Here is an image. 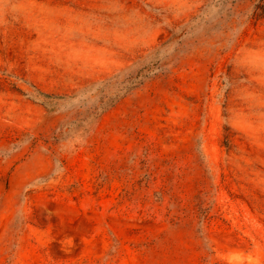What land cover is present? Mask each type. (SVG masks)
Listing matches in <instances>:
<instances>
[{
	"label": "rangeland",
	"instance_id": "374dc122",
	"mask_svg": "<svg viewBox=\"0 0 264 264\" xmlns=\"http://www.w3.org/2000/svg\"><path fill=\"white\" fill-rule=\"evenodd\" d=\"M0 264H264V0H0Z\"/></svg>",
	"mask_w": 264,
	"mask_h": 264
}]
</instances>
